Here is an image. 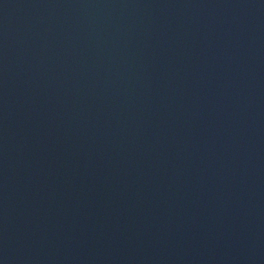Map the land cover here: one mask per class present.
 I'll return each mask as SVG.
<instances>
[{
	"label": "water",
	"instance_id": "obj_1",
	"mask_svg": "<svg viewBox=\"0 0 264 264\" xmlns=\"http://www.w3.org/2000/svg\"><path fill=\"white\" fill-rule=\"evenodd\" d=\"M0 264H264V0H0Z\"/></svg>",
	"mask_w": 264,
	"mask_h": 264
}]
</instances>
